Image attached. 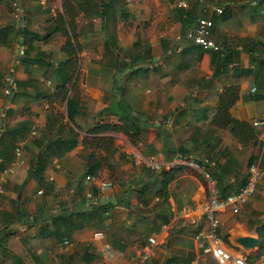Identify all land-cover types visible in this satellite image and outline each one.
Instances as JSON below:
<instances>
[{
  "label": "crops",
  "instance_id": "crops-1",
  "mask_svg": "<svg viewBox=\"0 0 264 264\" xmlns=\"http://www.w3.org/2000/svg\"><path fill=\"white\" fill-rule=\"evenodd\" d=\"M186 1L187 9L177 0H0V150L4 127L18 136L0 154V264H226L204 251L212 243L202 204L238 191L253 157L264 170V87L252 91L264 63V0ZM199 17L213 22L219 54L179 39ZM69 38L80 48L69 87L79 101L72 121L54 72ZM223 55L229 62L220 65ZM222 98L234 102L220 113ZM128 116L138 122L135 141ZM105 123L129 129L92 131ZM58 136L65 151L47 155L26 181ZM135 153L155 156L165 170L183 160L163 197L156 194L162 177L136 163ZM37 176L45 187L37 189ZM104 181L112 183L107 191ZM95 199L112 203L101 219L88 214ZM58 215L69 216L66 249L52 223ZM219 218L220 247L260 264L264 176L246 205ZM245 237L257 244L245 247Z\"/></svg>",
  "mask_w": 264,
  "mask_h": 264
},
{
  "label": "trees",
  "instance_id": "trees-1",
  "mask_svg": "<svg viewBox=\"0 0 264 264\" xmlns=\"http://www.w3.org/2000/svg\"><path fill=\"white\" fill-rule=\"evenodd\" d=\"M179 9H187V8H179ZM109 10H111V8L108 5L106 7V9L103 11L104 14L107 15L108 14L107 11H109ZM188 30H186V31H188ZM188 42H190V41H188ZM62 50L66 54V58L61 63H59V65L54 69L55 75L60 80L59 83L56 85V94H59L60 96L63 97V99H66L67 118H68V120L72 121L73 117L78 112L79 101L75 96H72L71 93H69V87H70V82H71L70 80L73 77V74L76 70L77 53L80 50V48L76 42L72 41L71 38H69L63 44ZM214 52H216V54L220 53V51H214ZM20 56H21L20 61L25 60V58L27 57L26 49H24L22 55H20ZM216 59L220 65H224V64L229 62L226 55H223L221 57L217 56ZM261 64H263L261 66L262 68L257 72V75L255 76V81H256L255 90H256V88L264 87V63L261 61ZM13 89L14 88L11 85L9 90H8L9 97H11V95H13V92H12ZM233 102L234 101L232 99H229L226 101L223 98L220 99L218 102V111L220 113L223 112L224 109H227ZM5 114H6V110H5ZM5 114H4L3 118L5 117ZM128 117H130V116H128ZM130 120H131V122H130L131 125H129L128 127H130V128H132V126H133V128L135 127V130L130 133V136H131L132 140L135 141V139L137 138L138 132H139V128L137 126L138 122H137L136 116L130 117ZM236 123L238 124L237 121H233V123H232V131L234 132V134L237 133L236 128H235V126L237 125ZM4 125H5V123H4ZM128 127L118 125V124H114V123H105V124H101V125H97V126L93 127L92 131H99V130H104V129H107V130H119V129H123V128L129 129ZM4 128H5V131H3V133H6L7 138H6L4 150H0V154H3L4 152L7 153L8 149L10 147H12V142L18 138V136L15 134L17 128H7V127H4ZM126 131H128V130H126ZM251 131H252V129L249 126L247 132L250 133ZM0 142H1V137H0ZM65 142H66L65 138H63L61 136L48 139L47 144L45 145L41 155L39 156V159L37 160V163L35 165H31L26 181L28 179H30L32 176H36V175L40 174V172L43 170L44 166L46 165L47 155H49L50 153H52L55 150H59V151L64 152L65 148L63 147V144ZM75 142H76L75 140H72L70 142V146L74 145ZM254 159H255V157L252 158V160H254ZM180 166L181 165H174L169 170H165L163 168H161L159 171L149 170L150 174L153 175L155 172H158L159 176L162 177L161 181H160V187L156 191V194L159 197L164 196L167 184L173 179L174 175L178 172ZM3 167H4V164L0 161V170H2ZM38 182L40 184L38 185L37 189L46 186L45 184H43V180H41L40 177H38ZM111 207H112V203H109V202L102 203V202H100V200H98L96 203L91 205V208L88 212L90 219H95L96 217L98 219H101L102 215H104L107 211H109ZM76 215H78V217H80L82 220H83V217H84V219H87L86 217H88V215L86 216L85 212H81V211L77 212ZM68 217L69 216L64 217V215H58V216L53 217V219H52V223L54 224L55 230L57 231L56 235H58L59 237H66L67 238V236H69L71 227L68 226V219H67ZM62 221H65L66 224L62 225V223H61ZM80 223L82 224V222H80ZM62 228H64V229H62ZM9 233H10V231H6L5 234H9Z\"/></svg>",
  "mask_w": 264,
  "mask_h": 264
},
{
  "label": "built area",
  "instance_id": "built-area-1",
  "mask_svg": "<svg viewBox=\"0 0 264 264\" xmlns=\"http://www.w3.org/2000/svg\"><path fill=\"white\" fill-rule=\"evenodd\" d=\"M251 4H256V0H250ZM176 7L178 8H188V3L186 0H177ZM16 10H19L17 8ZM216 12L221 14L224 10V7H217ZM213 28V22L204 17H199L195 24L186 31L183 35L180 36V40L185 39L190 41L192 44L199 46L203 50L211 51H220L221 47L215 42L212 38L211 30ZM184 37V38H183ZM23 49L20 47L18 50V55H22ZM14 86V85H12ZM252 91H255V87L252 88ZM6 108L1 112L3 117L5 114ZM258 124V122H254ZM16 153L19 151L16 149ZM133 158L136 163L143 164L147 166L152 171H159L162 168V165L156 160V157L149 155L143 157L138 153L133 155ZM183 160L176 159L172 163L173 165H181ZM264 176V170L261 168L257 157L250 161L246 170V176L243 185L235 193L229 194L223 198H218L215 195H211L203 204H202V213L207 222L208 230L205 233V237L209 238L211 245H205L204 251L212 253L220 263L226 264H246L245 258L242 256H234L226 252L222 247H220V240L216 237V230L220 225L219 213L224 210L237 211L241 209L244 205L247 204L250 197L254 194L258 183ZM91 176H86L85 180H90ZM112 183L110 181H104L100 185V190L107 191L111 188ZM3 192L2 186L0 184V194ZM91 196V195H90ZM95 199L93 203H96ZM150 244H154L155 239L153 236L149 237ZM69 245V240L64 237L62 241V248L66 249ZM104 254L106 257H112L113 251L110 245L106 244L104 246ZM149 254L143 255V258H148ZM259 263L264 264V253L259 256Z\"/></svg>",
  "mask_w": 264,
  "mask_h": 264
},
{
  "label": "water",
  "instance_id": "water-1",
  "mask_svg": "<svg viewBox=\"0 0 264 264\" xmlns=\"http://www.w3.org/2000/svg\"><path fill=\"white\" fill-rule=\"evenodd\" d=\"M20 0H17L19 2ZM167 144V140L165 141V146ZM239 242L248 248H253L257 244V240L255 238L245 237L239 239Z\"/></svg>",
  "mask_w": 264,
  "mask_h": 264
}]
</instances>
